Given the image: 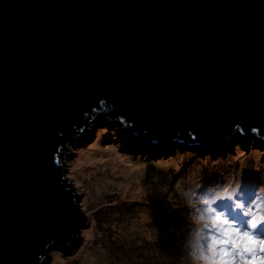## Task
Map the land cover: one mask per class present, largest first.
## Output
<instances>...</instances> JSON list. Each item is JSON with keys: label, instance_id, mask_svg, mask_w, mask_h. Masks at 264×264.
Here are the masks:
<instances>
[{"label": "water", "instance_id": "1", "mask_svg": "<svg viewBox=\"0 0 264 264\" xmlns=\"http://www.w3.org/2000/svg\"><path fill=\"white\" fill-rule=\"evenodd\" d=\"M97 113L167 146L264 140V0H0V264L82 240L64 160Z\"/></svg>", "mask_w": 264, "mask_h": 264}, {"label": "rangeland", "instance_id": "2", "mask_svg": "<svg viewBox=\"0 0 264 264\" xmlns=\"http://www.w3.org/2000/svg\"><path fill=\"white\" fill-rule=\"evenodd\" d=\"M100 120L88 123L89 133L76 144L69 143L71 153L64 160L66 176L80 194V207L88 217L80 228L83 238L71 254L53 249L49 264H212L213 259H220L221 247L212 245V236L235 225L213 222L215 213L204 212L203 199L227 196L214 206L242 219L232 210L235 195H240L242 201L257 202L250 216L257 220L264 216V143L256 136L248 138L238 131L223 148L179 142L167 146L136 136L119 120ZM96 142L102 157L79 159L94 150ZM62 151L68 154L66 147ZM108 151L154 166L147 175L143 173L142 196L132 183L124 188L126 175L118 159L114 165L108 164ZM96 160L102 164L98 166ZM157 163L165 167L159 169ZM106 173L112 179L102 178ZM128 180L132 182L130 177ZM228 188L230 192H223ZM201 245H207L208 252L193 256L194 250H203ZM256 255L264 256L258 246ZM239 259L237 256L236 264Z\"/></svg>", "mask_w": 264, "mask_h": 264}, {"label": "snow or ice", "instance_id": "3", "mask_svg": "<svg viewBox=\"0 0 264 264\" xmlns=\"http://www.w3.org/2000/svg\"><path fill=\"white\" fill-rule=\"evenodd\" d=\"M231 188L224 189L223 192H230ZM242 191V190H241ZM228 199L223 194L216 195L215 200L206 198L201 201L206 206L205 213H215L212 218L213 222L223 220L225 224L235 225L229 229L213 235L211 243L213 246L220 245V259H213L212 264H236V257L239 256V264H264V256H257V246L260 252H264V216L257 220L255 215H251L252 207L256 201H242L240 195H235V203L232 210L237 212L242 219H235L226 212H222L215 207L216 201ZM205 201L207 203H205ZM214 231H219L215 230ZM208 247L201 245V248ZM215 257V249H212ZM201 254L199 249L194 250L193 256ZM251 254V258H248Z\"/></svg>", "mask_w": 264, "mask_h": 264}, {"label": "bare ground", "instance_id": "4", "mask_svg": "<svg viewBox=\"0 0 264 264\" xmlns=\"http://www.w3.org/2000/svg\"><path fill=\"white\" fill-rule=\"evenodd\" d=\"M95 148H93L94 150H90V151H86L85 153L81 154L79 156V159H95L96 156H100L102 157V155L104 154L102 150L99 149V145L98 142H96L95 144ZM105 152V151H104ZM109 154V158H108V164L114 165L116 159H118V161L120 162V170L123 171V173L126 175L125 177H123V184L125 185L124 188L127 189V184L132 183V187H136V189L139 188L138 192H139V196H142V193H144V184L146 183L145 181V177L148 173V168H152L154 166L151 165H143L141 164V162L139 161H132L131 158L128 155H116L114 152L112 151H108ZM99 162V163H97ZM98 166H100L102 164L101 161H97L95 162ZM157 166L161 167L159 169H162L165 167L164 163H157ZM145 172L146 175H143V173ZM107 174V173H106ZM131 178L132 182H130L128 180V178ZM102 178L106 179V180H110L112 179V177L107 174L105 176H103ZM101 179V178H98ZM98 179L94 180V183L98 182ZM155 191H158L157 189ZM159 192V191H158ZM200 252L202 253V255H205L206 252H208V248L205 247L203 248V250H200Z\"/></svg>", "mask_w": 264, "mask_h": 264}, {"label": "trees", "instance_id": "5", "mask_svg": "<svg viewBox=\"0 0 264 264\" xmlns=\"http://www.w3.org/2000/svg\"><path fill=\"white\" fill-rule=\"evenodd\" d=\"M253 132V136H249V137H251V138H253L254 136H256L257 138H258V135H257V133L253 130L252 131ZM137 136V135H136ZM260 141H262V143H263V141L264 140H261V139H259ZM185 144V143H184Z\"/></svg>", "mask_w": 264, "mask_h": 264}, {"label": "clouds", "instance_id": "6", "mask_svg": "<svg viewBox=\"0 0 264 264\" xmlns=\"http://www.w3.org/2000/svg\"><path fill=\"white\" fill-rule=\"evenodd\" d=\"M205 203H207V202L205 201Z\"/></svg>", "mask_w": 264, "mask_h": 264}]
</instances>
